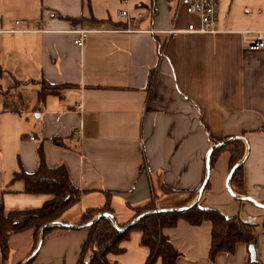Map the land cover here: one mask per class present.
<instances>
[{
  "label": "crops",
  "instance_id": "obj_1",
  "mask_svg": "<svg viewBox=\"0 0 264 264\" xmlns=\"http://www.w3.org/2000/svg\"><path fill=\"white\" fill-rule=\"evenodd\" d=\"M120 10H128L130 23ZM217 13L215 34L168 35L200 26L179 0H0V204L27 211L52 200L27 195L16 179L35 174L43 161L65 167L84 192L64 223L109 204L124 225L132 207L156 196L171 206L184 200L163 195V187L200 188L214 140L232 137H244L248 154L243 195L234 193L264 204V49L251 51L242 41L243 32H264V0H220ZM78 31L87 32L82 48L74 43ZM229 174L230 155L222 153L201 205L263 224L264 208L229 193ZM211 233L210 223L185 221L165 230L180 253L177 264H248L243 244L212 260ZM88 235L52 231L31 264H78ZM263 239L255 246L262 264ZM139 240L133 235L125 252L109 259L145 264L149 251ZM38 245L33 230L16 234L0 264L24 263Z\"/></svg>",
  "mask_w": 264,
  "mask_h": 264
},
{
  "label": "trees",
  "instance_id": "obj_2",
  "mask_svg": "<svg viewBox=\"0 0 264 264\" xmlns=\"http://www.w3.org/2000/svg\"><path fill=\"white\" fill-rule=\"evenodd\" d=\"M48 89L51 91L56 88L48 86ZM244 141V137H232L221 141L214 140L215 146L221 143H225V145L216 148L211 155V168L220 154L228 153L230 155V173L237 167L230 185L234 192L241 195H243L244 181V163L241 164V162L246 156ZM205 177L206 174L200 188ZM16 179L24 180L27 195H50L53 199L40 209L27 211H8L4 204H0V254L4 262L10 257V240L14 235L33 230L37 244L44 228V237L58 229L89 230L78 264H117L111 261L109 256L123 254L125 249L122 245L131 241L135 234L140 236V245L149 251L145 264H156L159 260L162 264H177L180 253L173 247L170 238L165 234V230L175 228L181 221H185L193 227H200L204 223L211 224L210 258L212 260L220 253L233 254L239 244L245 245L248 250L250 246L255 247L259 236L264 233V223L260 225L248 223L242 220L240 216L227 218L216 209L204 208L201 205L202 197L197 200L200 188L179 193L169 187L162 188L163 195L184 194V200L174 206L160 207L156 196L142 206L132 207L135 215L127 224L119 225L112 218L103 217L90 227H85L102 214H112L111 206L106 204L101 208L86 210L80 220L75 223V226L79 228L66 227L64 226L66 223L62 221L64 214L80 203L84 192L73 185L65 167L52 169L42 161L35 174H21ZM209 188L210 181L204 192L208 191ZM190 205L192 207L183 212L167 211L182 209ZM159 210L165 211L147 215L136 225L125 229L139 216ZM32 261L28 264H31ZM248 264L262 263L257 258L256 262L249 260Z\"/></svg>",
  "mask_w": 264,
  "mask_h": 264
},
{
  "label": "built area",
  "instance_id": "obj_3",
  "mask_svg": "<svg viewBox=\"0 0 264 264\" xmlns=\"http://www.w3.org/2000/svg\"><path fill=\"white\" fill-rule=\"evenodd\" d=\"M220 0H179V5L190 16H196L199 19L200 26L190 25L186 31L170 30L168 35L178 33H192V34H215L218 32V13L217 7ZM119 17L126 19L128 23L131 22V18L128 10H120ZM139 19L142 15L138 16ZM21 25V22L17 21L16 26ZM13 33L18 30H12ZM77 39L74 41L75 45L82 48L85 44L86 31H78ZM242 41L247 49L251 51H259L264 49V32H243ZM33 139V138H32Z\"/></svg>",
  "mask_w": 264,
  "mask_h": 264
},
{
  "label": "water",
  "instance_id": "obj_4",
  "mask_svg": "<svg viewBox=\"0 0 264 264\" xmlns=\"http://www.w3.org/2000/svg\"><path fill=\"white\" fill-rule=\"evenodd\" d=\"M225 143H221V144H218L217 146L213 147L210 154L208 155V158H207V171H206V177H205V181L202 185V187L200 188V191H199V194H198V198L197 200H199L203 194H204V191L206 189V186L207 184L209 183L210 181V172H211V155L213 153V151L218 148V147H221V146H224ZM247 156L248 154H246L243 162H241V164L245 163L246 159H247ZM239 164V165H241ZM237 168V167H236ZM236 168H234V170L229 174V177H228V180H227V185H228V191L229 193L234 197L236 198L237 200H240V201H248V202H251L253 204H255L256 206H258L259 208H264V204H261V203H258L256 202L255 200H253L252 198L250 197H240V196H237L234 191L232 190L231 186H230V181L233 177V173L234 171L236 170ZM193 205V204H192ZM192 205L188 206V207H185V208H182V209H170V210H167V211H186L188 210L190 207H192ZM165 210H159V211H154V212H148L146 214H143L141 216H139L138 218H136L135 220H133V222H131L128 226H126L125 229L131 227V226H134L136 225L138 222H140L144 217H146L147 215H150V214H156V213H160V212H163ZM103 217H109V218H112L114 220V217L112 214H109V213H105V214H102L100 215L94 222L86 225L85 227H90L92 224H94L96 221H99V219L103 218ZM114 222L116 223V221L114 220ZM117 224V223H116ZM64 226L66 227H72V228H79L75 225H67V224H64ZM44 231H45V228L42 230L41 232V236H40V241H39V245H38V248L33 252V254L28 258L26 259V261L23 263V264H28L30 263L36 256V254L38 253V250L40 249L41 247V244L43 242V238H44ZM249 254H250V260L251 262H256L257 261V253H256V248L254 246H250L249 248Z\"/></svg>",
  "mask_w": 264,
  "mask_h": 264
},
{
  "label": "rangeland",
  "instance_id": "obj_5",
  "mask_svg": "<svg viewBox=\"0 0 264 264\" xmlns=\"http://www.w3.org/2000/svg\"><path fill=\"white\" fill-rule=\"evenodd\" d=\"M240 201V200H239ZM157 203H158V205L160 206V207H164L165 205H172V204H168V203H166V201H159V198H158V200H157ZM174 206V205H173ZM72 225H75V223L74 224H72ZM40 240V239H39ZM264 240V239H263Z\"/></svg>",
  "mask_w": 264,
  "mask_h": 264
}]
</instances>
